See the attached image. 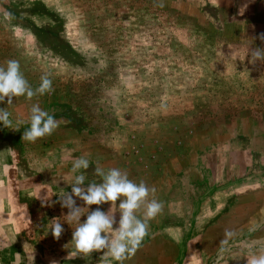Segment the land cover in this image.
I'll return each instance as SVG.
<instances>
[{"label":"rangeland","instance_id":"rangeland-1","mask_svg":"<svg viewBox=\"0 0 264 264\" xmlns=\"http://www.w3.org/2000/svg\"><path fill=\"white\" fill-rule=\"evenodd\" d=\"M158 2L0 0V67L18 60L33 88L47 73L54 89L0 103L12 121L0 125V264H119L103 251L66 259L78 224L59 197L80 172L81 187L102 183L97 167L143 180L155 189L148 200L163 203L123 264H247L264 254V59L254 58L264 52V0ZM33 104L59 126L29 142ZM81 156L89 168L74 174ZM74 199L81 222L99 208L118 229L124 197ZM226 230L235 235L221 251Z\"/></svg>","mask_w":264,"mask_h":264},{"label":"clouds","instance_id":"clouds-1","mask_svg":"<svg viewBox=\"0 0 264 264\" xmlns=\"http://www.w3.org/2000/svg\"><path fill=\"white\" fill-rule=\"evenodd\" d=\"M163 7V0L156 4ZM4 17L9 22L16 19L11 12L5 11ZM264 40V34L260 37ZM255 59H264V52L257 49ZM54 91L52 80L46 73L41 76L38 87L33 88L21 72L18 60L10 59L6 62V67H0V103H13V98L26 96L31 100L34 96L44 95ZM0 125L6 128L12 126L10 113L5 108H0ZM59 126V121L49 112L43 110L39 104H33L30 109L29 127H27L22 139L29 142H35L39 138L51 135ZM18 131L19 128L12 129ZM90 160L86 157L75 159L71 171L75 174L81 169L87 170ZM96 174L102 177V183H91L87 188L81 187L85 181L83 172L74 176V183L71 186V192H64L59 197L62 207L69 209L68 217L71 221L78 224V227L72 232V241L75 250L68 254L66 259L83 258V255L90 256L93 252H106L119 264L130 258L141 247L145 236L148 234V221L155 218L163 209V203L153 198L148 200L151 193L155 192L154 188H149L141 180L136 183L129 179L128 173L119 168H110L105 171L101 167L95 169ZM74 197L83 200L86 205H100L106 202L115 203L121 197L118 207L121 210L118 229L113 230L115 223L114 216H111L99 208L90 211L87 218L81 222V210L76 205ZM142 206L144 207V219H140L136 213ZM54 239H59L64 232V228L59 219L49 227ZM115 232L113 238L111 234ZM103 234V235H102ZM235 235L232 230L225 231V239L221 241V251H225L229 240ZM49 264H59L57 260H50ZM247 264H264V254L256 255L252 253L251 259Z\"/></svg>","mask_w":264,"mask_h":264}]
</instances>
